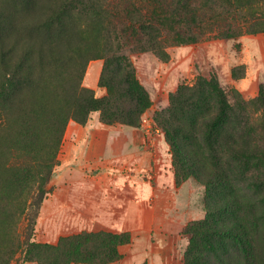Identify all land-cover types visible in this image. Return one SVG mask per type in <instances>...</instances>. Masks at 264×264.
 Listing matches in <instances>:
<instances>
[{
    "label": "rangeland",
    "instance_id": "374dc122",
    "mask_svg": "<svg viewBox=\"0 0 264 264\" xmlns=\"http://www.w3.org/2000/svg\"><path fill=\"white\" fill-rule=\"evenodd\" d=\"M124 1L113 0L111 6L115 4V7L109 9L112 14L102 16L105 34L107 28L120 33L127 27L129 22L119 19L125 17ZM84 2L35 0L10 10L11 22L4 35L9 62L0 71L5 84L0 91L5 97L2 106L11 121L7 133L19 132L28 120L43 132L45 129H39L43 115L52 117L71 105V97L67 94L69 87L66 79L62 80L66 69L73 66L78 69L75 63L89 56L97 45L98 26L93 23L97 18L90 4ZM193 6L197 24L186 17L180 30L184 35L192 32L196 42L172 45L165 41L166 57L151 51L134 52L136 42L133 38L129 42L122 39L135 76L150 98V107L139 128L106 125L101 121L100 112L91 113L85 125L70 120L57 155V166L45 186L49 193L43 197L36 189L44 178L38 175L43 171L39 158L44 151L33 148L28 153H15L30 159L25 164L27 174L23 178L20 176L23 172L18 171L22 164H7L13 151L0 147V264L11 257L15 239L56 245L62 236L83 232L131 234L132 243L119 247L121 259L109 264H132L133 256L140 257L134 260V263L141 260L140 264L183 262L190 247L187 227L207 216V189L202 181L178 172L158 115L170 107L172 96L180 86L192 87L200 78L218 82L231 102L234 96L247 103L254 102L264 86V64L261 67L263 59L259 46L260 42L264 43V32L248 33L250 26L262 31L264 16L256 9H236L234 0H194ZM60 18L65 33L72 39V49L64 43L63 47L59 46L62 38ZM42 42L50 43V54L52 52L55 57L62 54L66 62H72L63 64V68L57 61L46 70L44 81L38 77L31 87L15 89L18 78L14 74L19 59L29 49L37 53ZM103 66L102 59L90 61L82 78V86L94 91L96 98L108 94L107 88L100 86ZM20 71L26 73L24 67ZM250 110L256 118L262 114L261 111L255 113L253 106ZM95 126L111 128L115 135L109 143V152L102 159L99 157L88 163L81 157V147L85 143L74 147L77 142L69 135L81 127ZM79 133L78 138H83V133ZM16 172L19 176L12 175ZM241 186L246 199L252 201L255 198L253 187L243 182ZM257 209L263 212L260 204ZM261 223L262 229L264 220ZM259 239L264 256V235ZM11 264L39 263L32 258L26 259L19 251Z\"/></svg>",
    "mask_w": 264,
    "mask_h": 264
},
{
    "label": "trees",
    "instance_id": "16d2710c",
    "mask_svg": "<svg viewBox=\"0 0 264 264\" xmlns=\"http://www.w3.org/2000/svg\"><path fill=\"white\" fill-rule=\"evenodd\" d=\"M33 1L0 0V71L9 62L4 35L11 22L10 10L18 9L24 2L32 4ZM193 1L146 0L143 1L144 6L139 0H125L123 9L125 17L129 16V19H119L129 22L127 27L120 33L107 28L108 33L105 34V18L102 19V16L112 14L109 9L115 7V4L111 6L113 0H101V3L100 0H85L84 3L90 4L97 18L93 22L98 26L97 45L89 56L75 63L78 69L74 66L66 69L62 80L66 79L69 87L67 94L71 97V105L52 117L43 115L39 125V129H45L43 132L35 129L32 121L28 120L25 128L19 132L7 133L11 121L4 110L6 108L2 106L5 97L0 92V132L3 133L0 135V147H9L13 151L7 164H22L18 171L23 172L20 176L24 178L27 174L25 164L30 159L15 153H28L33 148L44 151L39 158L43 171L38 175L44 177L36 189L39 196L49 193L45 186L57 166V155L70 120L85 125L91 113L100 112L101 121L106 125L141 126L142 117L150 107V98L135 76L122 39L129 42L133 38L136 42L134 52L151 51L165 57V41L172 45L195 43L192 32L184 35L180 30L186 17L194 25L197 24ZM234 2L238 10L256 9L264 16V0ZM59 23L62 28L59 46L63 47L64 43L69 49L74 48L61 18ZM251 27L249 34L264 32V28L256 31ZM126 30L128 33L124 32ZM49 45L42 42L37 53L29 49L21 56L14 74L18 78V85L13 84L15 89L31 87L38 77L44 81L46 70L57 61L60 66L72 62H66L62 54L56 57L52 52L50 54ZM97 59L104 60L100 86L107 88L108 94L103 98H96L94 91L82 86L87 64ZM22 67L26 73L20 71ZM4 86L0 75V91ZM251 106L256 109L255 113L261 111L262 114L257 118L253 116ZM158 122L166 132L178 172L202 181L207 189V216L205 220L187 227L190 247L181 264H263L259 238L264 235V226L260 228L264 220V86L254 102L247 103L238 96H234L231 102L218 82L200 78L192 87L178 88L172 96L170 107L158 115ZM21 159L23 162H20ZM12 175L19 176V173ZM241 182L253 187L255 198L252 201L246 199ZM257 204L263 207V212L258 211ZM131 243L129 232H83L62 236L56 245L15 239L11 257L1 264H11L19 251L25 254L26 259H35L39 264H109L121 259L119 247Z\"/></svg>",
    "mask_w": 264,
    "mask_h": 264
},
{
    "label": "crops",
    "instance_id": "0c3cea01",
    "mask_svg": "<svg viewBox=\"0 0 264 264\" xmlns=\"http://www.w3.org/2000/svg\"><path fill=\"white\" fill-rule=\"evenodd\" d=\"M260 53L262 55V59L260 61L261 67L264 64V43L260 42ZM256 56V55H255ZM90 88L93 86L89 85ZM80 132L83 133V138H78L80 135ZM115 131L111 128H100V127H90V128H79L75 130V132H72L69 137H71L72 140H75L77 143L73 144L74 147H79L81 143H85L84 147L82 148L81 157L84 162H95L99 159H102L101 157H104L106 153L110 150L111 141L114 139ZM83 158H86L83 159ZM139 256H133L132 258V264H140V262L136 261L134 263V260L139 259ZM117 264V263H116Z\"/></svg>",
    "mask_w": 264,
    "mask_h": 264
}]
</instances>
